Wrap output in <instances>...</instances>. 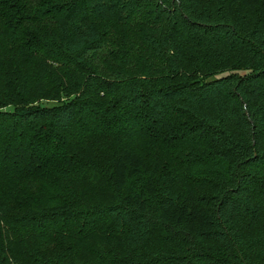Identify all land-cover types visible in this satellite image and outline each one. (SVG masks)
Wrapping results in <instances>:
<instances>
[{"label": "trees", "instance_id": "1", "mask_svg": "<svg viewBox=\"0 0 264 264\" xmlns=\"http://www.w3.org/2000/svg\"><path fill=\"white\" fill-rule=\"evenodd\" d=\"M0 264H264V0H0Z\"/></svg>", "mask_w": 264, "mask_h": 264}, {"label": "rangeland", "instance_id": "2", "mask_svg": "<svg viewBox=\"0 0 264 264\" xmlns=\"http://www.w3.org/2000/svg\"><path fill=\"white\" fill-rule=\"evenodd\" d=\"M48 105H49V106H52V105H54V104H50V103H49Z\"/></svg>", "mask_w": 264, "mask_h": 264}]
</instances>
